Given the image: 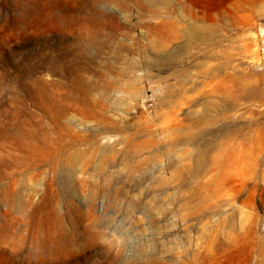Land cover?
<instances>
[{
    "label": "rangeland",
    "instance_id": "1",
    "mask_svg": "<svg viewBox=\"0 0 264 264\" xmlns=\"http://www.w3.org/2000/svg\"><path fill=\"white\" fill-rule=\"evenodd\" d=\"M183 260L264 264V0H0V264Z\"/></svg>",
    "mask_w": 264,
    "mask_h": 264
},
{
    "label": "bare ground",
    "instance_id": "2",
    "mask_svg": "<svg viewBox=\"0 0 264 264\" xmlns=\"http://www.w3.org/2000/svg\"><path fill=\"white\" fill-rule=\"evenodd\" d=\"M192 89L194 90L195 88H192ZM188 98H191V97L189 96ZM188 98H187V99H188ZM186 101H187V100H186ZM191 101H192L191 99L188 100V102H191ZM188 263H189L188 261L183 260V262L180 263V264H188ZM152 264H158V263L153 262Z\"/></svg>",
    "mask_w": 264,
    "mask_h": 264
}]
</instances>
